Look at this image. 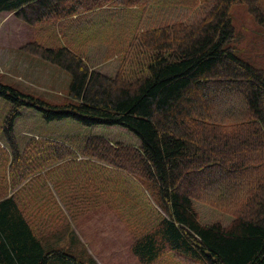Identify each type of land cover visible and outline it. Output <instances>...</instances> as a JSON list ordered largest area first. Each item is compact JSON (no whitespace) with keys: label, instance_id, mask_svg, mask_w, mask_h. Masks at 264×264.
Masks as SVG:
<instances>
[{"label":"trees","instance_id":"trees-1","mask_svg":"<svg viewBox=\"0 0 264 264\" xmlns=\"http://www.w3.org/2000/svg\"><path fill=\"white\" fill-rule=\"evenodd\" d=\"M235 4L264 30V0H0V13L43 26L53 39L51 30L65 38L70 23L78 28L73 37L106 28L119 63L112 75L101 73L71 45L33 41L21 50L68 74V101L51 104L0 82L9 105L1 126L0 264H82L45 250L33 222L49 229L100 206L123 208L116 215L138 264H264V68L231 46ZM202 5L190 23L142 22L150 9ZM104 6L113 11L102 18ZM131 9L133 20L119 24L118 12ZM24 108L47 123L118 126L140 145L40 138L20 153L13 127ZM199 201L232 220L201 224Z\"/></svg>","mask_w":264,"mask_h":264},{"label":"rangeland","instance_id":"rangeland-1","mask_svg":"<svg viewBox=\"0 0 264 264\" xmlns=\"http://www.w3.org/2000/svg\"><path fill=\"white\" fill-rule=\"evenodd\" d=\"M110 6H104L102 18L108 16ZM111 11L112 8L110 9ZM134 9L120 10L115 16L119 24L128 23ZM206 11L205 5L198 9L166 8L150 9L143 15L146 27L152 24L193 22ZM138 12V10H137ZM232 24L237 40L231 44L236 54L250 64L264 68V30L256 25L243 4H235L230 9ZM94 22L95 16L89 17ZM57 25L58 30H62ZM29 27L13 13H0V82L10 85L21 92L34 95L48 103L60 105L68 101L69 76L56 66L34 57L21 48L29 42H40L45 45H71L88 60L90 66L101 73L112 75L119 63L112 57L111 45L116 44L105 40L106 28L96 30L93 35L87 33L71 36L70 32L78 31L77 25H66L65 38L55 31L56 38L50 36L49 31ZM91 35V36H90ZM118 38V35L115 36ZM9 105L0 99V147L5 149L1 134V126ZM13 135L17 140L19 152L23 153L32 140L44 138L59 142H66L72 138L103 137L112 143H123L139 147V141L133 134L118 126L84 127L70 119L54 122H44L39 113L24 108L20 117L15 121ZM3 173L7 174V163H0ZM55 197V194H53ZM201 224L221 222L229 224L231 217L214 207L208 201L194 203ZM123 208L97 207L80 216L75 222L60 224L46 229L43 225L33 228L45 250L58 249L76 258L82 264H138L132 256L129 246L131 236L126 225L116 215ZM225 214V215H224ZM46 229V230H45ZM166 264L175 261L166 259ZM61 264L55 262L51 264Z\"/></svg>","mask_w":264,"mask_h":264}]
</instances>
